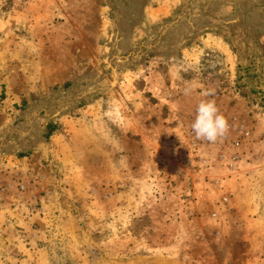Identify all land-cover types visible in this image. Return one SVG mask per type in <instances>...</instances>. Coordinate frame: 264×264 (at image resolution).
Instances as JSON below:
<instances>
[{
	"label": "rangeland",
	"instance_id": "374dc122",
	"mask_svg": "<svg viewBox=\"0 0 264 264\" xmlns=\"http://www.w3.org/2000/svg\"><path fill=\"white\" fill-rule=\"evenodd\" d=\"M0 264H264V0H0Z\"/></svg>",
	"mask_w": 264,
	"mask_h": 264
},
{
	"label": "clouds",
	"instance_id": "9594fccd",
	"mask_svg": "<svg viewBox=\"0 0 264 264\" xmlns=\"http://www.w3.org/2000/svg\"><path fill=\"white\" fill-rule=\"evenodd\" d=\"M206 95H211V93H206ZM190 127L197 140L209 143H215L225 136L229 129L226 118L219 112L215 101L212 100L199 102Z\"/></svg>",
	"mask_w": 264,
	"mask_h": 264
}]
</instances>
